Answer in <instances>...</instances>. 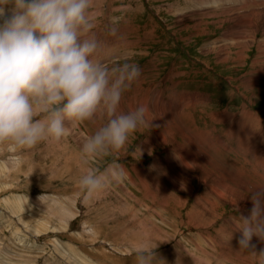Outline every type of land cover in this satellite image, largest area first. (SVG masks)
I'll use <instances>...</instances> for the list:
<instances>
[{
  "label": "rangeland",
  "instance_id": "1",
  "mask_svg": "<svg viewBox=\"0 0 264 264\" xmlns=\"http://www.w3.org/2000/svg\"><path fill=\"white\" fill-rule=\"evenodd\" d=\"M244 1L92 0L93 33L100 45L95 59L108 65L135 63L141 70L139 79L123 92L118 112L144 102L150 106L158 93L157 112L164 121L151 112L148 124L131 134L121 149L89 165L120 177L91 197L76 184L86 167L81 163L86 137L76 122H66L68 133L59 142L43 141L24 150L0 143V264H136L140 245L157 247L167 264H254L237 245L239 217L249 215L250 206L241 204L248 208L241 211L222 201L207 224L191 212L196 200L214 199L199 183L204 175L198 168L184 167L210 142L191 136V129L197 128L221 143L218 162L241 170L250 185L264 187V148L256 159L251 149L260 141L242 132H264V0H248L240 8ZM11 8L6 6L5 15ZM239 37L247 42V52L234 46H239ZM227 49L231 55L225 62ZM172 103L180 106L175 123L167 112ZM214 112L220 121L211 119ZM244 113H249L248 119ZM108 119L101 109L93 119L77 123L90 136ZM166 130L171 138L160 144L155 135ZM179 131L190 138L189 144ZM150 137L155 146L144 145ZM172 142L176 149L171 151ZM193 142L200 151L191 155ZM258 161L263 167L256 166ZM211 179L212 189L215 177ZM222 182L233 187L228 180ZM224 222L236 228L235 242L217 232ZM252 243L257 252L264 247L256 238Z\"/></svg>",
  "mask_w": 264,
  "mask_h": 264
},
{
  "label": "clouds",
  "instance_id": "2",
  "mask_svg": "<svg viewBox=\"0 0 264 264\" xmlns=\"http://www.w3.org/2000/svg\"><path fill=\"white\" fill-rule=\"evenodd\" d=\"M12 5L11 14L5 8ZM92 0H0V143L31 149L43 141L59 142L66 122H84L101 109L109 117L81 148L86 166L76 184L85 197L120 177L91 167L121 149L129 136L148 124L147 108L118 112L123 92L141 75L135 63L98 62L100 47ZM252 208L239 217V249L254 264H264V187L250 190ZM157 248V247H156ZM155 248V249H156ZM155 249H135L136 264H167Z\"/></svg>",
  "mask_w": 264,
  "mask_h": 264
},
{
  "label": "bare ground",
  "instance_id": "3",
  "mask_svg": "<svg viewBox=\"0 0 264 264\" xmlns=\"http://www.w3.org/2000/svg\"><path fill=\"white\" fill-rule=\"evenodd\" d=\"M248 4V0L247 1H244V3H243V5L242 6H240V8H245V5H247ZM222 5V4H221ZM253 5V4H252ZM255 5V4H254ZM259 5V4H258ZM257 5V6H258ZM251 6V5H250ZM249 6V7H250ZM248 7V8H249ZM263 8H264V6H262ZM231 8V7H230ZM255 8V7H254ZM261 8V7H260ZM230 10V9H229ZM232 10V9H231ZM234 10V9H233ZM262 10V9H261ZM223 11V10H222ZM210 12V11H209ZM219 12V11H218ZM226 12H229V11H226ZM178 13V12H177ZM205 13V12H204ZM209 14V13H208ZM212 14V13H211ZM210 14V15H211ZM222 14V13H221ZM224 14V13H223ZM222 14V15H223ZM240 14V13H239ZM246 14V13H245ZM207 15V14H206ZM203 16V15H202ZM219 16V15H218ZM235 16V15H234ZM246 16V15H245ZM208 17V16H207ZM220 17H222V16H220ZM232 17V16H231ZM252 17V16H251ZM238 18H239V16H238ZM234 19V18H233ZM245 19V18H244ZM224 20V19H223ZM262 20H263V18H262ZM258 21V20H257ZM237 23H238V19H237V21H236ZM220 23V22H219ZM223 23V22H222ZM221 23V24H222ZM232 23V22H231ZM241 27V26H240ZM254 28V27H253ZM258 28V27H257ZM249 29V28H248ZM255 29V28H254ZM236 30V29H235ZM258 30H260V28L258 29ZM237 31V30H236ZM231 32H232V30H231ZM263 32H264V29H263ZM253 34V33H252ZM243 36V35H242ZM236 38H238V37H236ZM241 38L242 37H239V46H238V44H235L234 46H236V47H238L239 49H241V52H247L248 51V47L249 46H247L248 44H247V42H245V41H242L241 40ZM254 37H253V40H252V42H254ZM226 41V40H225ZM228 41V40H227ZM238 42V41H237ZM232 44V43H231ZM233 45V44H232ZM261 46V45H260ZM227 47V46H226ZM251 47V46H250ZM258 47V46H257ZM232 48V47H231ZM259 48V47H258ZM261 48V47H260ZM226 49V48H225ZM228 49H230V48H228ZM227 49V51L226 52H224V58H225V62H226V60H227V58L231 55V52H230V50H228ZM210 51V50H209ZM221 52V51H220ZM260 52V51H259ZM214 54V53H213ZM219 54V53H218ZM236 54V53H235ZM260 57V56H259ZM258 57V58H259ZM257 59V58H256ZM263 59V58H262ZM220 60V59H219ZM223 60V59H222ZM259 60V59H258ZM221 61V60H220ZM224 61H222V62H224ZM216 62V61H215ZM258 62V61H257ZM220 64H221V62H220ZM255 66V65H254ZM254 72H256V71H254ZM262 72V71H261ZM260 72V73H261ZM257 73H259V72H257ZM260 73H259V75H260ZM262 74V73H261ZM252 77H254V76H252ZM258 78V77H257ZM253 79V78H252ZM254 80V79H253ZM257 80V79H256ZM258 81V80H257ZM251 82H252V80H251ZM252 84H254V83H252ZM251 84V85H252ZM255 85V84H254ZM254 85H253V87H254ZM252 89V88H251ZM151 92V91H150ZM152 93V92H151ZM250 93V92H249ZM135 96V95H134ZM157 96L158 97H160V95L158 94V93H155V100H157ZM152 98V97H151ZM194 98H197V96H194ZM160 99V98H159ZM159 99L157 100V101H159ZM155 100H153V102H151L150 104V106H148L145 102H144V104H140V106H144V107H146L147 108V113H146V117H148L149 116V118H150V114H151V112H154L155 113V115H156V117H157V121H159V122H161V121H164L163 119H164V117H163V115H161L162 113H158L157 112V105L159 104H157V102L155 101ZM192 101H194V100H192ZM131 102V101H130ZM133 102H135L136 103V101H133ZM134 103V104H135ZM133 103L131 102V105H132ZM250 104V103H249ZM172 105H173V103H172ZM193 105L194 106H192L193 108L195 107V103L193 102ZM132 107V106H131ZM171 107V106H170ZM170 107H168V108H170ZM178 107H180V106H178ZM177 106H175V105H173V107L172 108H170V110H167V112L169 113V115H170V117H171V121H172V123H175V120H174V118L176 119V117L178 116V114H177V112H176V110H177V108H178ZM121 109V108H120ZM132 109H133V107H132ZM131 110V109H130ZM123 111V110H122ZM121 111V112H122ZM157 112V113H156ZM182 113V112H181ZM252 114V113H251ZM249 115V113H244V114H242V116L245 118V119H248V117L247 116ZM180 116V115H179ZM241 116V115H240ZM250 116H252V115H250ZM170 117H167L168 119L170 118ZM211 117V119L213 120V121H215V122H218V121H220V119H221V117H218V116H216L215 115V112L210 116ZM253 117V116H252ZM234 118H236V116L234 117ZM251 118V117H250ZM256 118V117H255ZM147 119V118H146ZM151 119H153V118H151ZM218 120V121H217ZM239 120H241V119H239ZM154 121H156L155 119H154ZM222 121V120H221ZM225 120H223L222 122H224ZM242 121V120H241ZM149 122V121H148ZM166 122V121H165ZM156 123V122H155ZM164 123V122H163ZM151 124V123H150ZM158 124V123H157ZM169 124V123H168ZM160 125H162V124H159V130L161 129L160 128ZM169 125H171V124H169ZM76 126H77V128H79L80 129V131H81V133L87 138L88 136H87V134L85 133V132H83V130L81 129V127L79 126V124L76 122ZM166 126H168L167 124L165 125V123H164V127L166 128ZM173 126V125H172ZM172 126H171V128H172ZM183 126V125H182ZM231 126H233L234 127V125L233 124H231ZM242 126V125H241ZM156 127V126H155ZM176 127V126H175ZM170 128V129H171ZM142 129V128H141ZM140 129V130H141ZM167 129V128H166ZM239 129V128H238ZM161 130H163V129H161ZM172 130V129H171ZM186 130V129H185ZM235 130V128H231L229 131L230 132H233ZM242 130H244V129H242L241 128V131ZM182 131H184V130H182ZM182 131L180 132L179 131V133H180V136L189 144L190 143V138H188L187 136H185L183 133H182ZM252 131H253V129H252ZM157 132V131H156ZM242 132H245V134H247V137L248 138H254L255 137V139L257 140V141H260L259 143H258V145H257V147L256 148H253V149H251V153L253 152V156L254 157H256V159H259V156L260 157H262L263 156V153L261 152L262 150H263V146H262V143L264 142V140H263V133L264 132H261V130L259 129V130H257V134L255 133V132H251V131H249V133H248V131H242ZM241 132V133H242ZM153 133V132H152ZM174 133V132H173ZM172 133V134H173ZM213 133V132H212ZM237 133V132H236ZM254 133H255V135H254ZM171 132L169 133V132H167V130L166 131H161V133H158V134H156L155 135V138H156V140H159L160 141V144H164L165 143V141H167L166 140V138L167 137H170L171 138ZM82 135V136H83ZM174 135V134H173ZM177 135V134H176ZM178 136H179V134H178ZM191 136L192 137H196L198 140H200V141H205V139L206 140H208V141H210L209 142V144H208V147H207V149H206V151H202V152H200L198 155H196L193 159H191L184 167H185V169L186 170H188V171H192V169H193V167H196V168H198V171H200V173H202L203 175H204V177L202 178V177H199V183L200 184H202L203 186H205L206 185V187H205V192H208V194L210 195V196H212L213 197V199L214 200H211V201H209V200H207V201H205L206 203H201V201L199 202L198 200H196V204H195V208L193 209V212H191V213H193V214H197V215H199L205 222H207V224H209V222H210V219H211V215L213 214V212L216 210V206H217V204H219V203H222V201L223 202H228V203H230L234 208H238V210L240 209L241 211H244V210H246V209H248V208H245L244 206L245 205H247V206H250V208H252V203H251V199H250V190L251 189H253V188H256L255 186H253V185H250V182L248 181V179L247 178H245V175L246 174H243V172H241V170H238V169H233V170H230V169H228L227 167H226V165H223L224 163H221L220 161L218 162L217 160L218 159H216L217 157H216V154L218 153V151H219V148H222V145H221V143L218 141H213L212 142V139L213 138H207V137H210V135H209V133H207V132H202V131H198L197 130V128H194V131H193V129H191ZM153 137V136H152ZM173 137V136H172ZM234 137V136H233ZM154 138V139H155ZM246 138V137H245ZM175 139V138H174ZM178 139V138H177ZM241 139H242V137H241ZM247 139V138H246ZM176 140V139H175ZM249 140V139H248ZM248 140H246V141H248ZM239 141V140H238ZM153 142V139L150 137V138H148L147 139V141H145L144 142V145L145 146H149L151 143ZM155 142V141H154ZM158 142V141H157ZM176 142V141H175ZM249 142V141H248ZM248 142H246V144L248 143ZM157 144V143H156ZM156 144H153L152 143V145H156ZM174 142H172L171 143V146H169V150H174ZM168 145V144H167ZM177 145V144H176ZM175 145V146H176ZM192 151H191V153H189V154H193L194 152H199L200 151V147H199V144L198 143H196V142H193L192 144ZM251 145H252V143H251ZM250 145V146H251ZM238 146V145H237ZM242 146V145H241ZM241 146L239 145V149L242 151V148H241ZM254 146H255V144H254ZM152 147V146H151ZM172 147V148H171ZM174 147V148H173ZM179 147V146H178ZM177 147V148H178ZM243 147V146H242ZM146 148V147H145ZM144 148V149H145ZM162 148V147H161ZM245 148L247 149L248 147L247 146H245ZM176 149V148H175ZM179 149V148H178ZM178 149H177V151H178ZM152 150V149H151ZM167 150V149H166ZM168 150V151H169ZM180 150V149H179ZM165 151V150H164ZM167 151V152H168ZM243 151H245V150H243ZM250 151V150H249ZM248 150H246V152H248V153H250ZM187 152V151H186ZM145 153H147V150H146V152ZM169 155H170V153H169ZM252 155V154H251ZM171 157V156H170ZM247 161V160H246ZM263 161V160H262ZM197 162V163H196ZM259 163H256V166L257 165H260L261 167H263V165H262V163H261V161H258ZM196 164H197V166H196ZM227 164V163H226ZM229 166V165H228ZM253 168V167H252ZM184 169V168H183ZM254 169V168H253ZM253 169H250V170H253ZM256 169V168H255ZM255 169L253 170V172H255L256 173V171H255ZM181 170V169H180ZM194 170V169H193ZM249 170V171H250ZM262 170H263V168H262ZM111 171H114V170H111ZM244 171V170H243ZM251 172V171H250ZM183 173V172H182ZM199 173V174H200ZM216 173H218L217 175H215ZM124 174V173H123ZM185 174V173H184ZM198 174V175H199ZM125 175V174H124ZM165 175V174H164ZM187 175H189V174H187ZM202 175V176H203ZM251 176V175H250ZM184 177V176H183ZM215 177V183H214V181L212 182V183H214L212 186V189L210 188H208V185H209V181H210V179L211 178H214ZM216 177H219V178H223V179H217ZM249 177V176H248ZM178 178V177H177ZM188 178V177H187ZM196 178H198V176L196 177ZM250 178V177H249ZM127 179V178H126ZM263 179H264V176H263ZM176 180V179H175ZM211 180H214V179H211ZM224 180H228L229 182H231V184L233 185V187L231 186V185H227L226 183H223L222 181H224ZM251 180V179H250ZM187 181H189V180H186V182ZM264 181V180H263ZM127 182H129L130 184H131V186H133L134 188H136L137 187V185H136V183L137 182H135V181H133L132 179H128L127 180ZM227 182V181H226ZM145 183V182H144ZM254 183V182H253ZM259 183V182H258ZM146 184V183H145ZM141 185H143L142 184V182H141ZM211 185V184H210ZM146 186V185H145ZM187 186V185H186ZM125 187V186H124ZM262 187V186H261ZM138 188V187H137ZM145 189H146V187H144ZM188 189V188H187ZM138 190V189H137ZM189 190V189H188ZM139 191H140V189H139ZM145 191V190H144ZM191 191H192V187H191ZM146 192V191H145ZM180 193V192H179ZM192 193H193V191H192ZM148 196V195H147ZM169 196V195H168ZM167 196V197H168ZM133 197V196H132ZM175 197V196H174ZM169 199H171V198H169ZM135 200V199H134ZM241 200H244V201H241ZM238 201H240V203H238ZM241 204H244V206L243 205H241ZM220 205V204H219ZM209 207L210 209L209 210H205L203 207ZM246 206V207H247ZM160 212V211H159ZM216 212V211H215ZM218 212V211H217ZM216 214V213H215ZM247 215V214H246ZM216 216V215H215ZM248 216V215H247ZM219 218V217H218ZM213 221V220H212ZM227 221V220H226ZM229 221V220H228ZM234 222V221H233ZM225 223V225L223 226H221L219 229H218V233H221V234H225V236L227 237V239L229 240V241H234L235 240V236H234V234H235V232L236 231H234L233 229L235 228H232L228 223H226V222H224ZM212 224V223H211ZM232 224H234V223H232ZM227 225V226H226ZM238 225V224H237ZM237 227V226H236ZM236 229V228H235ZM237 230V229H236ZM218 233H217V235H218ZM238 233V232H237ZM240 234V233H239ZM237 238V237H236ZM239 239V238H238ZM254 239V238H253ZM236 241V240H235ZM234 241V242H235ZM225 242V241H224ZM238 242V241H237ZM255 242V241H254ZM232 244V243H231ZM236 244V243H235ZM237 245H238V243H237ZM236 245V246H237ZM231 246V245H230ZM256 248H258V247H256ZM260 248V247H259ZM256 250H258V249H256ZM246 252V251H245Z\"/></svg>",
  "mask_w": 264,
  "mask_h": 264
}]
</instances>
